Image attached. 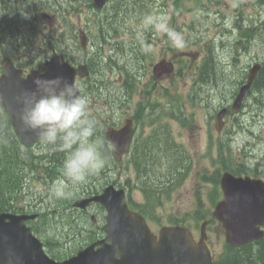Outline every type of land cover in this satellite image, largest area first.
<instances>
[{
    "label": "rangeland",
    "instance_id": "obj_1",
    "mask_svg": "<svg viewBox=\"0 0 264 264\" xmlns=\"http://www.w3.org/2000/svg\"><path fill=\"white\" fill-rule=\"evenodd\" d=\"M2 1V0H0ZM25 0H5L7 17L2 18L0 11V29L8 34L11 30L16 31V35L20 36L22 34V38L27 41V47L31 48V51H24L22 57H27V61H31L33 64L39 63L49 52L50 48L60 49L59 46L66 48L67 53L72 56L74 59H80L78 53L72 51L73 45H76V31L82 28L86 32L88 31L90 34L93 32H97L100 35V38H107L112 40V42L125 41L129 43H134V45H139L142 47V44H149L152 47L150 52H147L146 57L141 60L133 61L132 56L129 54L127 58L130 61V67L134 72L137 71V75L140 79V85L143 86L146 81L152 75L153 65L160 61L162 58L173 59L172 55L174 54V48L171 44V41L164 36V34H157L151 28H145L142 25L143 18L148 15L147 13L143 15V18H139L137 16V12L141 7V0H134L132 3H128V6L122 7L127 8L128 12H132L134 17L138 20L129 21L127 18H121L122 15L116 16L115 11V19L109 20L106 12L97 13L93 12L86 8L87 1L81 0L80 4L76 0H47L44 1L43 4H40L37 9H29L24 8V5L21 3ZM128 1V0H125ZM164 3H167L169 9L167 16L170 18L171 13L177 16V21L181 23L182 21H187L192 17H195L198 12L193 11L189 14L186 13V5L188 7L194 6L192 0H184L183 8L180 10H176L173 6V0H161ZM208 1V0H203ZM212 6H214L212 4ZM222 11L225 13L228 12V8L226 7V3L221 1L219 3ZM152 8V6L150 5ZM44 8V9H41ZM110 9H114V1H111L109 6ZM41 11H44L48 14L45 23V28L40 32L39 27H43V15H41ZM19 16L23 20V31H21V25L19 22ZM119 18V19H118ZM213 12H211L208 17L207 22L203 23L201 19L199 23V27L204 24L207 27H211L212 21L217 19ZM248 20L254 22L258 29L262 32V35L256 36L251 44L254 48V55H264V24L263 19L264 15H261V12L258 11V7L255 6L251 9L250 14L246 16ZM212 19V20H211ZM233 21V18H228L225 23L219 24L217 27L213 28L214 32L220 31V29L224 25H230ZM93 22H98L103 24L95 27ZM111 28L116 31L113 36L104 28ZM151 31H153V35H151ZM140 33V39L137 38V34ZM38 35V36H37ZM37 36L36 40L35 37ZM191 39L196 38L195 33H191ZM186 41V40H185ZM193 41V40H192ZM112 42H103V46L100 47L101 53H110L116 52L119 55L122 54V50H129L125 46L120 45L116 41V47L111 45ZM51 44H54L53 46ZM73 44V45H72ZM121 48V49H120ZM218 47H216V50ZM228 51L230 48H225ZM132 52V51H130ZM144 52V51H142ZM214 52V49H213ZM136 54L137 52H132ZM214 54V53H213ZM166 56V57H165ZM169 56V57H167ZM215 56V55H214ZM79 57V58H78ZM188 63H192L193 69L199 65V52L198 45H194L192 47V52L189 57H186ZM123 60L121 56V61ZM145 61L144 68L142 67L143 62ZM176 61L178 62V58L176 57ZM176 63V62H175ZM219 61L215 59L211 67L207 70V77L211 81H218V65ZM177 65V63H176ZM178 70L180 68L179 63L177 65ZM194 71V70H193ZM145 74L143 75V73ZM117 72L109 70L107 73L103 75V78L108 81V86L103 85L105 94L102 95L101 92L95 91L92 92L88 90L86 93L87 98H91L89 101V110H91V102L92 98L99 97V104L97 105L98 112L105 117H112L116 119L119 114L115 113V109L109 101H106L108 96H113L116 98L123 97L124 93L127 92L126 88L121 87L122 78L117 76ZM231 78V81H233ZM236 78V77H235ZM234 78V79H235ZM173 85L171 86L169 82H163L161 85L165 87L171 88L173 90L177 89L182 94H187L189 90H191L192 82L195 79V76L190 73V70L187 68L184 69L183 76H175L173 75ZM230 81V82H231ZM219 82V81H218ZM220 83V82H219ZM221 85V83H220ZM139 89V88H138ZM130 90V87H129ZM201 93L199 97L195 100V102L191 101L187 103L183 108L187 113H193L195 117V122L193 126L183 127L177 121L171 119L169 116H164L162 119L158 120V114L152 116L153 121L146 125L144 129V135L147 133V130L152 132L155 136V140L152 139L149 147L146 148L147 155L150 157V160L145 165L146 168L151 171L149 175L150 179H155V176L164 177L166 174L162 173L163 169L161 168V163L158 165L157 163L151 162L152 158L156 153H161L165 149V145L167 144V139H170L171 142L182 143L186 146V148L191 153H198V162H201L199 166L205 167L206 170L209 171L210 177L216 172L217 169L220 168V164H212V158L217 156L216 149L219 145V142L216 140L214 146L210 148V146L206 143L208 141V121L209 115L214 111V107L218 103L219 99L217 96L212 94L211 98H207V95L210 94L209 89H201L199 90ZM163 92L159 90L156 91V98H161ZM194 96V94H192ZM200 97H204V100H200ZM135 101L137 102L140 99V96H134ZM165 103H168V98L163 97L162 100ZM209 103V106H207ZM254 105V101L248 100V106L245 109V120L241 122V125L244 127L239 131L236 135L235 142L233 143L232 148V156H233V168H238L241 172H249L250 168H254L257 164L255 160L258 158L261 161V165H259L260 175L264 177V109H259L254 105L251 107L250 105ZM258 108V109H257ZM249 110V111H248ZM230 121V118H229ZM231 122L228 124V130L234 132L237 128L232 127ZM214 134L218 137V133L216 130V124L214 122ZM226 136L222 139L224 140ZM226 146V143L223 144ZM40 143L37 144L34 149L35 151H39V149H43ZM66 158V155L62 154L59 150L51 154L47 160L39 162V172L43 169L45 171L46 177L48 178V182L52 180L53 177H56L58 174L62 173L63 162ZM163 164L166 162L165 159L161 161ZM121 175L125 176V170L123 168L120 169ZM116 176L119 174V171L116 170ZM37 174L31 175V178L28 180L26 188L20 193V196L17 198V204L22 207H26L27 210L39 211L41 213L47 214L52 213L55 208H61L64 201L72 196L81 193L83 188H87L88 185L82 184L76 187H69L66 191L69 192V195L63 198H57L54 195V189L57 188L61 181L64 179L57 178L54 180L52 185H49L47 182H44ZM127 175H133V171L129 170ZM58 177V176H57ZM120 178V176H118ZM104 180H101L99 185L103 183ZM175 189L168 199L162 202L161 206L157 209V213L160 216L161 224L158 225V229L161 225L167 224L168 219L172 215H179L181 217H185V215L189 212H193L194 209L197 208L199 201L201 200L204 204V208H209L211 202L209 201V193L210 191H216L217 185L215 183H204L201 182L197 175L191 173L188 179L184 180L180 185L174 187ZM133 196L136 200L142 201V195L139 190L133 191ZM92 212H100L97 206H93L91 208ZM102 215V213H100ZM42 218V216H40ZM40 220V219H39ZM191 223H195L193 220ZM86 227L87 229L91 228L89 219L85 215L79 214L77 216V220H72V217L69 215L56 213L51 214L48 217L46 231L42 234V236L50 235L55 240L61 243V249L64 250L63 255L73 253L77 251L80 246L87 244L89 240V231H82V229ZM157 228V227H156ZM95 230L98 227L94 228ZM212 232V241L214 245H217L216 250L220 252V249L223 245L222 240V232L219 227L214 224L209 228ZM211 233V232H210Z\"/></svg>",
    "mask_w": 264,
    "mask_h": 264
},
{
    "label": "water",
    "instance_id": "obj_2",
    "mask_svg": "<svg viewBox=\"0 0 264 264\" xmlns=\"http://www.w3.org/2000/svg\"><path fill=\"white\" fill-rule=\"evenodd\" d=\"M35 75L52 79L55 71L33 72L26 80L16 76L7 89L0 88L2 107L11 116L16 131L29 142L38 136L24 129L20 116L24 108L22 97L34 89L31 77L35 79ZM108 136L122 151L124 147L119 142L122 133L110 131ZM223 188L226 198L219 203L216 215L225 221L229 240L238 242L236 240L242 236L240 242H243L248 234L257 233V224H264V183L226 174ZM94 199L101 200L109 212L107 237L100 241L103 248L94 250L95 245H91L76 257L58 263L45 255L38 239L24 224L31 216L1 214L0 264H213L212 251L207 244L192 243L180 229L163 230L157 241L140 218L129 217L112 189ZM261 235L262 231L257 237Z\"/></svg>",
    "mask_w": 264,
    "mask_h": 264
},
{
    "label": "clouds",
    "instance_id": "obj_3",
    "mask_svg": "<svg viewBox=\"0 0 264 264\" xmlns=\"http://www.w3.org/2000/svg\"><path fill=\"white\" fill-rule=\"evenodd\" d=\"M168 21L167 15L148 14L142 25L165 34L174 48L182 49L185 38L169 27ZM140 37L138 33L137 38ZM151 50V45L142 44V51ZM33 84L34 89L22 97L20 120L26 131L37 132L42 146L67 153L62 166L64 180L54 189V195L63 198L69 195L66 189L86 183L90 176L108 166V161L99 150L100 141L94 139L97 124L80 85L61 76L52 79L37 76Z\"/></svg>",
    "mask_w": 264,
    "mask_h": 264
},
{
    "label": "trees",
    "instance_id": "obj_4",
    "mask_svg": "<svg viewBox=\"0 0 264 264\" xmlns=\"http://www.w3.org/2000/svg\"><path fill=\"white\" fill-rule=\"evenodd\" d=\"M15 186L8 183L6 188H0V211L14 208L12 203L8 201V197L14 191ZM257 250L250 247L240 249H229L224 254V260L219 264H264V239L258 242ZM233 253L230 254V252ZM236 251V253L234 252Z\"/></svg>",
    "mask_w": 264,
    "mask_h": 264
}]
</instances>
